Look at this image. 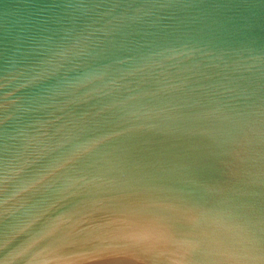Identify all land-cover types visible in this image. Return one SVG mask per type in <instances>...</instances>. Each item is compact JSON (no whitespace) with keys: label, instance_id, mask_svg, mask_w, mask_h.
I'll return each mask as SVG.
<instances>
[{"label":"water","instance_id":"water-1","mask_svg":"<svg viewBox=\"0 0 264 264\" xmlns=\"http://www.w3.org/2000/svg\"><path fill=\"white\" fill-rule=\"evenodd\" d=\"M0 264H264V0H0Z\"/></svg>","mask_w":264,"mask_h":264}]
</instances>
